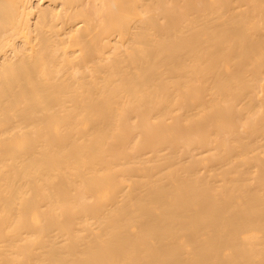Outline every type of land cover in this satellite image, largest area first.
Listing matches in <instances>:
<instances>
[{"label":"bare ground","instance_id":"bare-ground-1","mask_svg":"<svg viewBox=\"0 0 264 264\" xmlns=\"http://www.w3.org/2000/svg\"><path fill=\"white\" fill-rule=\"evenodd\" d=\"M0 264H264V0H0Z\"/></svg>","mask_w":264,"mask_h":264}]
</instances>
